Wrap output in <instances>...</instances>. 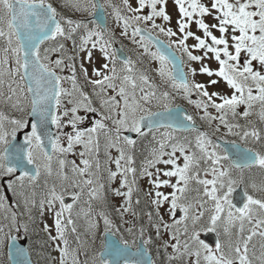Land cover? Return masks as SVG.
<instances>
[{"label": "snow or ice", "instance_id": "6c2138e0", "mask_svg": "<svg viewBox=\"0 0 264 264\" xmlns=\"http://www.w3.org/2000/svg\"><path fill=\"white\" fill-rule=\"evenodd\" d=\"M0 106L19 114L0 110L6 264H32L20 240L34 211L52 221L60 264H156V241L167 264H264V178L245 175L264 174V0H0ZM142 180L147 228L133 209ZM74 210L91 239L83 261L67 238Z\"/></svg>", "mask_w": 264, "mask_h": 264}, {"label": "rangeland", "instance_id": "374dc122", "mask_svg": "<svg viewBox=\"0 0 264 264\" xmlns=\"http://www.w3.org/2000/svg\"><path fill=\"white\" fill-rule=\"evenodd\" d=\"M203 2L207 3L208 0H203ZM169 6L171 9V0H169ZM176 14L175 12H173V21L171 24V27H173V29L175 30V26H176ZM158 23H161V21H157ZM192 30L193 31H197L195 25L192 26ZM116 33L117 36L119 37V29H116ZM197 34H201L200 32H197ZM217 35H219L218 33H216ZM131 42L130 40L126 39V38H120L117 39L116 43H126V42ZM193 43L192 40H189V44ZM114 46V45H113ZM132 46L140 51L136 45L132 44ZM153 51H155V48H152ZM69 55L72 54L71 52V46H69ZM145 65V68H151V67H155L154 64L150 63L147 59H145V62L143 64V67ZM119 66V65H118ZM196 67H199V65H194ZM210 67L215 68L216 64L215 62H212L210 64ZM65 75H67L68 73L65 72ZM197 79L199 80H206L207 77H203V76H198ZM156 82L159 83V79H156ZM182 104L187 105L185 102L181 101ZM188 106V105H187ZM190 107V106H188ZM0 110H3L7 115L10 116H18V113H15L13 111H11L8 108H5L3 106H0ZM192 111H195L194 109H191ZM213 114H215L214 110H213ZM221 131L223 132L224 130L221 129ZM80 148H77V151H80ZM113 155H116V153L113 151ZM75 157H69V159H74ZM100 159L101 162L104 161V150H103V139H101V155H100ZM114 169V165L112 166ZM246 176H250L252 179L256 180L257 182H259V176L255 173V171L253 172H246L245 173ZM44 179V177H43ZM42 182V181H41ZM117 185H113V187H115ZM139 187L141 189L140 193H139V198L141 200V203L139 205H136L135 203H133V209L134 211L137 212L138 214V218H137V226H139L140 224H143L146 228L149 226V219L147 216V213L149 211L153 210V206L151 205L150 202V197H148L145 193L148 189V183L147 180H142L139 181ZM0 188L3 190L1 181H0ZM40 189L37 188V192L39 193ZM163 191H170L169 189H163ZM250 193H251V189H249ZM12 195V194H11ZM137 198L136 195H134L133 200L135 201V199ZM87 197L82 198L81 200V205H83L84 207H87V205H84V200H86ZM123 198H115V197H109V201H110V205H115L118 206L119 204L122 203ZM79 208V205L77 206V210ZM98 209L96 208L95 204L93 206V214H95V211H97ZM109 212L112 213L113 218L116 220L117 224H120L121 222L119 221V219L116 217L115 212L112 210V207L109 206L107 209ZM19 211H23V206L20 207ZM2 216H3V212L0 211V220H2ZM34 222H32L31 224V230L29 232V250L31 252V255L35 261L36 264H60V252L56 250L55 244L56 243H60L59 241H56L55 243L49 239L48 234L43 230L44 229V223H48L49 225L52 224V221L50 218H48L47 216L41 218L38 212L34 211ZM73 218L76 220V227H77V233L73 234L70 232L67 233V238L69 240V248L70 250L73 249H77L78 247L81 248V253H80V260L83 261L85 259V256L83 255V250L88 249L89 245L91 244V239L90 236L88 235V233L85 231L86 225H85V221L83 219V217L77 218L76 217V212L74 210L73 212ZM125 219H128L130 222L132 220L131 215L129 214L128 216L125 217ZM165 219L168 220V217L165 216ZM102 224V222H101ZM128 225H124L123 227H127ZM123 227H122V231H123ZM222 227V225H221ZM77 234L80 236V241L81 243L78 244L77 240H76V236ZM154 234V233H153ZM52 235H55V231L52 232ZM147 235V233H146ZM202 236V235H201ZM23 237H21L22 239ZM169 235L167 233L164 234V240H169ZM221 240H224L225 237L223 235H221L220 237ZM97 246L99 245V240H97ZM254 244H256L257 246V251L259 250V238H254L253 241ZM161 244V241H156V243L150 248V251L152 252V254H157V256L159 257V264H167V260H166V254L164 252V249L162 247H159V245ZM62 246V245H61ZM157 248H159V250L157 251ZM6 251V249H5ZM171 248L168 249V253H171ZM194 259V258H193ZM0 264H6V256L0 252ZM158 264V263H156Z\"/></svg>", "mask_w": 264, "mask_h": 264}, {"label": "water", "instance_id": "95a60500", "mask_svg": "<svg viewBox=\"0 0 264 264\" xmlns=\"http://www.w3.org/2000/svg\"><path fill=\"white\" fill-rule=\"evenodd\" d=\"M118 55L121 56V57H124L125 54L121 51V50H118ZM22 138V136L20 137ZM222 146H225L222 144ZM227 147H230V146H227ZM242 200V195L240 193V191L238 190L236 194H234V202H237L239 204V202ZM180 214L178 213V216ZM112 239H115V238H112ZM202 239H205L206 242H208L210 244V246H212L213 244V240L215 239V234H208V235H202ZM20 243L22 244L23 247H25L26 249H28V245H27V240H20ZM30 255V253H29ZM31 258V256H30ZM31 261H32V264H34L32 258H31Z\"/></svg>", "mask_w": 264, "mask_h": 264}, {"label": "flooded vegetation", "instance_id": "af4514ba", "mask_svg": "<svg viewBox=\"0 0 264 264\" xmlns=\"http://www.w3.org/2000/svg\"><path fill=\"white\" fill-rule=\"evenodd\" d=\"M116 46H117V45H116ZM121 47L123 48V50L125 51V53H126L127 56H130V57H131L132 59H134V60L136 59L137 54H138L139 51L136 50V49L132 46V43H131V42H126V43L123 44ZM140 67L145 68V65H144V67H143V65H140ZM185 107H188V106L185 105ZM188 108H189L190 111H192V110L190 109V107H188ZM240 110L242 111L243 108H241ZM253 119H254V117H253ZM241 122H243V121H241ZM201 126H203V130H204V131H208L209 133H211V129L208 128L206 125L201 124Z\"/></svg>", "mask_w": 264, "mask_h": 264}, {"label": "trees", "instance_id": "16d2710c", "mask_svg": "<svg viewBox=\"0 0 264 264\" xmlns=\"http://www.w3.org/2000/svg\"><path fill=\"white\" fill-rule=\"evenodd\" d=\"M113 2L116 3V4H118V5L120 4V0H113ZM137 154H139V153L137 152ZM257 175L259 176V180H261L262 178H264V174L257 173ZM155 258H156L157 262H159V259H158L157 255L155 256Z\"/></svg>", "mask_w": 264, "mask_h": 264}]
</instances>
